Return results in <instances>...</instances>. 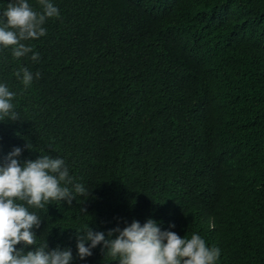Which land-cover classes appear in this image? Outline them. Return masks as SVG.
Returning <instances> with one entry per match:
<instances>
[{"label": "trees", "instance_id": "16d2710c", "mask_svg": "<svg viewBox=\"0 0 264 264\" xmlns=\"http://www.w3.org/2000/svg\"><path fill=\"white\" fill-rule=\"evenodd\" d=\"M51 2L59 18L24 42L39 61L0 46L18 113L0 114V163L14 147L21 163L62 158L91 195L29 206L37 245L70 249V264H119L101 245L79 259L76 231L152 219L219 248L215 264H264V0Z\"/></svg>", "mask_w": 264, "mask_h": 264}, {"label": "clouds", "instance_id": "9594fccd", "mask_svg": "<svg viewBox=\"0 0 264 264\" xmlns=\"http://www.w3.org/2000/svg\"><path fill=\"white\" fill-rule=\"evenodd\" d=\"M38 2L41 11H34L27 0H14L0 19V46H11L14 59L31 53L29 58L33 62L39 61V53L24 42L45 36L46 21L59 18V10L51 0ZM14 75L21 79L25 88L34 79L26 67ZM39 77L40 73L36 72L35 78ZM15 96V92L0 84V114L13 121L18 117L12 103ZM25 147L29 148V145ZM22 151V148L14 147L0 163V264H70L73 259L70 249L56 247L49 250L45 241L37 245L32 229L40 227L41 217L29 211V206L44 208L50 201L72 205L73 189L81 196L89 197L91 192L75 182L64 159L43 155L21 163L16 157ZM81 211L86 213L84 208ZM172 227L175 226L170 224L169 228ZM76 240L79 259L91 256L92 249L101 245L112 257H120L119 264H215L220 255V249L206 246L200 235L193 233L190 239L181 238L175 232L162 231L152 219H147L143 225L133 220L123 229H110L107 235L93 231L87 225L83 231H76ZM21 243L24 247L32 246V250L17 249L16 245Z\"/></svg>", "mask_w": 264, "mask_h": 264}]
</instances>
